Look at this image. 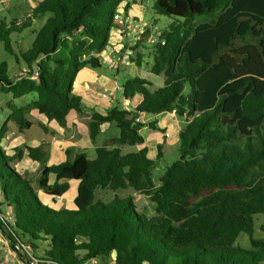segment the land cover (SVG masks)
Returning a JSON list of instances; mask_svg holds the SVG:
<instances>
[{
  "label": "trees",
  "instance_id": "obj_1",
  "mask_svg": "<svg viewBox=\"0 0 264 264\" xmlns=\"http://www.w3.org/2000/svg\"><path fill=\"white\" fill-rule=\"evenodd\" d=\"M129 1L43 0L21 23L0 21V43L28 67L12 76L9 64L0 63V90L14 100L37 95L23 107L12 104L9 121L31 129L28 116L37 111L65 128L70 113H91L95 152L48 165L43 145L8 153L4 126L0 206L12 218H0V231L15 251L29 249L41 264H264V238L253 237L254 217L264 214V0H155L157 14L173 20L161 36L165 44L152 48L151 71L164 77V86L152 91L147 79L130 77L122 85L124 104L89 109L74 82L84 68L102 67L99 55L109 50L115 16L124 3L130 9ZM38 17L44 23L18 55L11 37ZM142 63L138 51L136 64ZM137 95L141 101L133 105ZM168 113L187 123L179 132L181 157L157 186L156 162L141 134L157 126L140 118ZM26 154L44 164L35 182L52 200L78 183L73 210L42 202L34 181L16 166ZM99 189H131L153 202L155 214L138 210L133 195L97 200ZM242 233L250 236L249 250L235 246Z\"/></svg>",
  "mask_w": 264,
  "mask_h": 264
},
{
  "label": "rangeland",
  "instance_id": "obj_2",
  "mask_svg": "<svg viewBox=\"0 0 264 264\" xmlns=\"http://www.w3.org/2000/svg\"><path fill=\"white\" fill-rule=\"evenodd\" d=\"M41 1L43 0H4L0 3V21L6 19L7 22L15 20L21 23L32 15V10L38 6ZM131 3L133 9L142 11L143 25L147 30L150 31V34L148 35L150 38L143 39V42L138 44V51L142 52L143 54L142 65H132L130 67L123 66L122 70L118 74V82L119 85L122 86L123 83L130 77H141L147 79L151 83L150 89L154 91L164 86V77L162 75L154 74L151 71V66L153 64L152 48L154 46L152 40H157V30H161L163 32L165 29H167L169 24H172L173 20L167 18L166 16L157 14L154 9L155 0H131ZM44 20L45 18L42 17L36 18L29 29L21 33L20 36L15 37L17 40H15L14 35L11 37L13 40V46L16 49V53L18 55L21 53V50L19 49L20 47L25 51L31 47L35 35L44 23ZM15 58L16 54L12 55L5 51L4 45L0 43V63L7 62L9 64V73L12 76L20 75L28 69V67L22 62L20 65H17ZM94 73L90 74L92 75L90 76V80H92L91 83L93 85V90L96 92V96L101 98L104 93H107L112 99H115V104L117 101L123 102L124 98L121 91H111V87L116 81L115 75H117V73L115 72L112 74L109 65L104 62H102L101 68L95 69ZM36 98V94H30L21 100H14L11 94L4 93L0 90V132L4 126L7 127L6 137L1 143L2 147L6 149L8 153H10V150L15 147H22L23 149H26L27 147H38L43 145L49 150L48 165L57 164L66 160L68 157L72 158L77 152L87 150L86 135L88 132L89 122L87 118L91 117V113L77 114L72 112L69 115V121L71 120L73 122L74 118L75 124L73 125V123L69 122L70 124H68V126L65 128H62L61 126L59 128L58 122L48 121L46 117L39 115V113L36 111L28 116V119L32 122L31 129L24 131L20 130L18 126L9 121V117L12 112L10 107L12 104H16L18 107H23ZM135 99V102H139L141 97L137 95ZM140 120H143L146 123L154 122L157 125V129H153L150 126L145 127L141 131V134L145 139L144 146L149 148L150 158L156 162L153 170V179L155 184L159 186L161 184L160 179L164 175L166 168L175 161L179 160L181 157L179 132L185 127L187 122L185 118L172 116L169 114H145L141 116ZM168 134L169 137L167 136ZM52 138H56L58 143L60 141V144H63L64 146H62V148L58 147L59 149H51L49 143L53 140ZM139 148V145L135 147L124 146L123 153L127 154L136 152ZM89 149V154H91L92 158H94V149L91 146ZM160 155L162 157L157 159V157ZM16 166L23 175H26L30 180L34 181V187L37 189L42 202L47 203L56 209H74L72 207L77 194V182H72L69 191L65 195L57 198L56 200H52L53 197L41 192L38 183L35 182L41 176L44 164L31 160L28 154H26L23 160L17 163ZM54 179L55 177L52 176L51 180L54 181ZM132 195L135 196L138 210L149 215L155 214V205L153 202H151L148 197L136 194L131 189L119 190L116 192H106L99 189L97 191V200H102L106 203H109L116 197L126 198ZM1 211L3 217L5 216L6 219L10 220L12 218L11 211L0 206V212ZM254 218L255 227L253 237L254 239H263L264 214H258ZM26 240L28 239L26 238ZM38 245L43 249L47 247V244L43 242H38ZM235 246L246 250L251 249L252 245L250 236L248 234L242 233L236 241ZM25 255H27L28 259L32 260L34 264L44 263L38 259H35L29 249L27 251H15L9 245L8 241L0 231V264H19L24 262ZM113 258H115V256H113ZM86 264L105 263L101 261L94 262L92 260Z\"/></svg>",
  "mask_w": 264,
  "mask_h": 264
},
{
  "label": "crops",
  "instance_id": "obj_3",
  "mask_svg": "<svg viewBox=\"0 0 264 264\" xmlns=\"http://www.w3.org/2000/svg\"><path fill=\"white\" fill-rule=\"evenodd\" d=\"M130 4H131V7L130 9L127 11L125 9V5L127 3H124V9L125 11H127V13L131 16L135 26H140V25H143V13L142 11L138 10V9H133L132 8V3H131V0L129 1ZM122 7V8H123ZM142 9V7H141ZM143 10V9H142ZM117 49V50H121L122 48V38L118 32V30L114 27L112 32H111V38H110V48L109 49ZM136 65V64H134ZM110 68V67H109ZM110 71L111 73H115L111 68H110ZM95 72V69H92V68H84L83 70H81L76 78V82H75V87H74V91L76 94H79L80 96H82L83 98V101H84V104L86 105L87 108H92L94 110H97L99 112H106L107 110H109L112 106H116L117 104H120V103H123L124 104V100L123 102L121 101H117V103L115 104V99H112L111 96H110V99H104V98H100V97H97L96 96V92L93 90V85L91 83L92 80L90 76V74L94 73ZM95 75V73H94ZM116 76V81L115 83L112 85L111 87V91L112 92H119V91H115V87H116V84L118 83V86H121L119 85V76L118 75H115ZM78 82V83H77ZM77 83V84H76ZM122 87V86H121ZM122 94H123V91H121ZM104 94H107V93H104ZM25 98V97H24ZM23 99V98H21ZM20 99V100H21ZM136 101V99H135ZM133 102V105H136L138 102ZM141 101V99H140ZM139 101V102H140ZM125 104H128V103H125ZM132 104V103H131ZM35 112V111H34ZM37 112V111H36ZM33 113V112H32ZM38 113V112H37ZM88 113V112H87ZM71 114V113H70ZM78 114V113H77ZM169 115H172V116H176L175 114H171V113H168ZM40 115V114H39ZM145 115V114H144ZM43 116V115H41ZM143 116V115H142ZM88 121L90 119L87 118ZM143 121V120H142ZM53 122H56V121H53ZM73 123V125L75 124L74 123V118H73V122L70 120L69 121V117H68V124L70 123ZM144 122V121H143ZM45 124V123H43ZM175 124V123H174ZM59 128H60V125H58ZM157 126V125H156ZM63 128V127H62ZM54 137V136H53ZM53 140L49 143L50 146H51V149L52 148H55V149H59V148H62V146H64L63 144H60V141L58 143V140L56 138H52ZM86 142H87V150H90V146L93 148L92 144L90 143V139H89V136H88V132H87V135H86ZM74 144V143H72ZM59 147V148H58ZM76 148H79V147H76ZM13 149V148H12ZM81 152V151H80ZM78 153V152H77ZM76 154V153H75ZM75 154L73 155V157L75 156ZM72 156V154H71ZM72 157V158H73ZM67 160V159H66ZM64 160V161H66ZM64 161H61V162H64ZM59 162V163H61ZM58 164V163H57ZM72 184V182H71ZM78 186V183L76 184V187ZM42 192V191H41ZM47 197V196H46ZM59 198V197H57ZM56 198V199H57ZM61 208V207H60ZM62 209V208H61Z\"/></svg>",
  "mask_w": 264,
  "mask_h": 264
},
{
  "label": "built area",
  "instance_id": "obj_4",
  "mask_svg": "<svg viewBox=\"0 0 264 264\" xmlns=\"http://www.w3.org/2000/svg\"><path fill=\"white\" fill-rule=\"evenodd\" d=\"M115 22V28L118 30L122 38V48L121 50L111 48L108 51L100 54L99 57L101 63H107L109 67L118 75L123 66L130 67L136 64L138 50L135 47H137L139 41L142 40L143 36L149 30H147L144 25H140L138 27L135 26L131 16L127 13V11H125L124 7L121 8L116 14ZM162 34L163 32L161 30H157V40H152V43L154 44L161 42L164 45L165 41L161 39ZM115 91H123V87L118 86L117 83ZM103 98L110 99V96L108 94H103ZM125 107L126 109H130L128 104H125ZM167 136L169 137V134ZM0 218L6 219L5 216L3 217L2 212H0ZM93 261L96 262V260ZM19 264H28V261L25 259L24 262H21Z\"/></svg>",
  "mask_w": 264,
  "mask_h": 264
},
{
  "label": "water",
  "instance_id": "obj_5",
  "mask_svg": "<svg viewBox=\"0 0 264 264\" xmlns=\"http://www.w3.org/2000/svg\"><path fill=\"white\" fill-rule=\"evenodd\" d=\"M117 255H118V253L115 251V252H114V256L117 257Z\"/></svg>",
  "mask_w": 264,
  "mask_h": 264
}]
</instances>
